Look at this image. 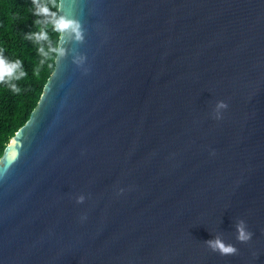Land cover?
<instances>
[{
    "label": "water",
    "instance_id": "1",
    "mask_svg": "<svg viewBox=\"0 0 264 264\" xmlns=\"http://www.w3.org/2000/svg\"><path fill=\"white\" fill-rule=\"evenodd\" d=\"M60 12L83 39L0 158V264H264V0Z\"/></svg>",
    "mask_w": 264,
    "mask_h": 264
},
{
    "label": "trees",
    "instance_id": "2",
    "mask_svg": "<svg viewBox=\"0 0 264 264\" xmlns=\"http://www.w3.org/2000/svg\"><path fill=\"white\" fill-rule=\"evenodd\" d=\"M50 3L51 0H41ZM33 0H0V48L10 59L20 58L28 75L17 82L20 93L0 86V158L15 133L29 120L31 113L43 93L47 80L51 76L55 61L41 66L39 75L33 74L41 57L37 52L38 44L25 38L27 33L37 31L33 15ZM49 37L56 42V34L49 27ZM44 43V42H42ZM45 46H47L45 44Z\"/></svg>",
    "mask_w": 264,
    "mask_h": 264
},
{
    "label": "clouds",
    "instance_id": "3",
    "mask_svg": "<svg viewBox=\"0 0 264 264\" xmlns=\"http://www.w3.org/2000/svg\"><path fill=\"white\" fill-rule=\"evenodd\" d=\"M62 4L63 0H51L50 3L33 0V15L37 17L34 23L38 30L27 33L25 38L39 45L37 52L41 59L33 69L34 75H39L41 66L45 65L46 62H49L48 68H52L50 62L65 55V48L62 46L66 42L65 37L76 41L83 39L81 23L72 15L60 12ZM49 27L56 34L55 43L49 37L47 30ZM82 61L83 57L76 59L78 64ZM27 75L23 61L20 58L10 59L5 55L3 48H0V86L11 90L13 93H20L21 88L17 82L23 80ZM220 106L226 107L223 104ZM3 175L4 172L0 171V177ZM251 237L252 233L245 228L243 223L237 225V239L239 241L246 242ZM207 243L213 251H219L222 255H231L238 251L234 245L226 244L220 238L209 240Z\"/></svg>",
    "mask_w": 264,
    "mask_h": 264
}]
</instances>
